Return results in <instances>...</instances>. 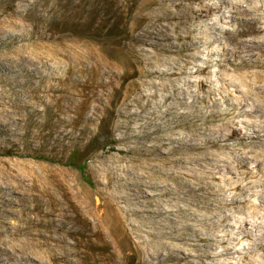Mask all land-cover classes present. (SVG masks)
Listing matches in <instances>:
<instances>
[{
    "label": "rangeland",
    "instance_id": "374dc122",
    "mask_svg": "<svg viewBox=\"0 0 264 264\" xmlns=\"http://www.w3.org/2000/svg\"><path fill=\"white\" fill-rule=\"evenodd\" d=\"M238 1L0 0V264L236 262L205 257L217 239L242 238L230 218L192 213L221 212L203 208L210 178L195 175L221 149L207 138L224 141L208 94L222 91ZM25 236L48 243L34 254Z\"/></svg>",
    "mask_w": 264,
    "mask_h": 264
},
{
    "label": "bare ground",
    "instance_id": "6f19581e",
    "mask_svg": "<svg viewBox=\"0 0 264 264\" xmlns=\"http://www.w3.org/2000/svg\"><path fill=\"white\" fill-rule=\"evenodd\" d=\"M211 8L213 6L202 8L197 13L202 15ZM235 8L238 16L234 18L239 21L240 26L234 31L226 30V37L230 43L222 45L221 58L218 59V64L222 68L219 74L224 80L221 86L222 91L211 89L208 94L212 99V106L217 107V110L208 114L207 121L217 119L222 121L221 127L211 128V135L221 132L224 141L219 145L217 139L207 138V146L210 148L218 146L221 149H208L207 164L209 166L205 168L207 173L195 175L199 181H204V176L209 177V188L212 187L217 191L212 192L209 189L210 195L204 194L203 208L207 211L221 208V212L219 216L201 214L196 211L192 214L195 215L194 220L211 225L230 218L234 230H237V234H241L244 238L252 236L251 229L264 230V0H240L236 2ZM209 53H214V50H210ZM209 66L210 63H207L199 70H205ZM8 67L9 69L17 68L13 64ZM192 82L199 88L205 85V80ZM217 91L225 103L217 102ZM196 96L197 94L192 95V97ZM204 158L206 157H197V160H204ZM176 161H186V159H175L174 162ZM199 187L205 190L204 185L201 184ZM192 189L193 187H190L188 191L191 192ZM211 196L214 197L211 198ZM212 199L218 203L211 202ZM194 200L201 199L195 196ZM210 204H214L215 207H210ZM186 208L191 212L192 207ZM244 209L247 210L245 215L241 217L232 215L234 210ZM129 212L126 211L128 217ZM18 236V232L14 231L11 232L10 238L15 240ZM257 237L254 238L253 246L241 249L237 246L242 239L240 236L232 238L223 236L217 239L219 244L208 245L210 249H216L215 254L207 252L205 257L210 258L211 255L216 258L218 255H229L231 259L237 256L236 262L229 260L223 262L224 264H264V242L261 240L264 238V231ZM19 239L23 242L22 246L34 254L39 252L37 247L48 243L47 240L34 236ZM202 239L209 241L213 238ZM190 255L192 254H187V256ZM170 256L176 258L173 254ZM177 259L180 260L178 257ZM140 262L150 264L152 259L144 257L140 259ZM208 264H221V262L214 261Z\"/></svg>",
    "mask_w": 264,
    "mask_h": 264
},
{
    "label": "trees",
    "instance_id": "16d2710c",
    "mask_svg": "<svg viewBox=\"0 0 264 264\" xmlns=\"http://www.w3.org/2000/svg\"><path fill=\"white\" fill-rule=\"evenodd\" d=\"M78 165V167H80V169L84 172L86 169V166L84 164H76Z\"/></svg>",
    "mask_w": 264,
    "mask_h": 264
}]
</instances>
